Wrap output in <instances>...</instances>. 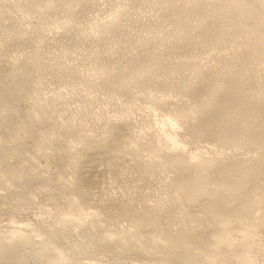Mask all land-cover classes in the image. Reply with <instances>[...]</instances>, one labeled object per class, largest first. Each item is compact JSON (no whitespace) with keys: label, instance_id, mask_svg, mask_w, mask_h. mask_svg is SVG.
<instances>
[{"label":"rangeland","instance_id":"1","mask_svg":"<svg viewBox=\"0 0 264 264\" xmlns=\"http://www.w3.org/2000/svg\"><path fill=\"white\" fill-rule=\"evenodd\" d=\"M167 1L0 0V34L5 36L0 35V239L1 242L6 241L0 244L8 242L6 254V249L15 237L24 235V240H31L28 242L31 245H24L25 242L19 247L15 243L16 238L12 245L15 243L19 250L26 247L27 255L24 248L22 253L19 252L26 257L12 254L18 250L11 245L14 248L12 250L10 247L8 251L17 261L12 257V260L9 257L7 259L5 255V259L1 257L3 260L0 264L14 261L15 264H63L65 260L70 264L74 259L75 264H189L186 259L171 252L170 247L173 246L186 250L197 260L209 258L211 264H264V145H258L261 149L254 147V151L242 143L221 145L220 149V144L213 140L193 138L195 135L190 134L191 131L188 134L186 126L190 130L195 128L197 121L194 122V118L198 119L199 113L197 115L194 110L197 105L191 92L188 95L189 90H182L193 83H200L203 72L208 71L209 67L210 74L217 72L222 59L236 61L234 58L238 59V50L246 47L247 43L236 40L219 47H206L199 43L192 51L190 46H185L187 53L183 48L180 50L177 40H183L184 30L174 28L172 23L179 16L173 12L186 3L176 13L183 12L185 7L189 12L188 5L196 4L192 8L190 6L192 11L198 3L199 8L194 11L203 20L200 6L205 2ZM217 9L218 13L222 11L219 7ZM186 10L180 14L183 17L185 14L184 20L188 21L190 12L187 14ZM218 13L213 14V21L218 19ZM222 13L224 17L226 11ZM213 15L209 18L212 19ZM199 16L196 18L193 13L189 17H195L190 22L192 20L197 24L191 25L194 28L188 27L190 31L200 27L201 18L197 20L200 23H195ZM223 19L226 20L225 17ZM219 21L221 19L216 20L221 25ZM227 23L226 20L222 25ZM167 40L177 42L170 45V42L164 43ZM175 47H179L178 51ZM158 54L164 59L169 57V62L171 57L178 69L174 67L172 71L163 72L155 67L153 70L151 65L147 68H151L154 73L149 75L150 71L145 75L144 72L149 70L141 68L142 64L147 60L149 62L150 58L152 62L154 56L159 57ZM102 56L106 61L109 60L105 62ZM129 63H133L130 64L131 68ZM195 63L205 68L201 70L198 65H193ZM118 64L122 66L121 69ZM125 67L126 70H123ZM127 67L131 71L132 67L137 68L134 69L136 73ZM140 68L145 71L141 70L140 73ZM212 69L215 71L212 72ZM120 71L125 75L119 74ZM124 71L130 72L133 77L130 76L129 80V76L126 78L129 73ZM258 73L254 74L256 78H252V84L257 85V89H263L264 74ZM134 77H138L139 81ZM111 80L112 83L116 81L114 88L115 82L112 84ZM258 80L261 85L255 84ZM181 82L187 84L185 88L178 84ZM244 87L248 90V87ZM244 89L242 93L247 92ZM190 98L195 101H190ZM192 102L196 106L193 109ZM178 106L179 110L189 107L187 110L182 109L181 114L186 111L190 116L184 115L190 121L178 112ZM173 111L180 115H177V119ZM192 120L195 125L189 124ZM97 147L99 150H96ZM90 148L98 152L100 159L95 178L97 185L94 188L98 194L94 190L90 194L86 193L85 184L76 179L72 169L75 161L83 158L89 150L92 151ZM255 148H259L260 152ZM177 153L188 158V165L184 169L193 174L206 173L199 166V160L211 158V155L249 161L262 153L263 156L259 154L257 157H262L263 161L258 169L248 175L240 176L232 170L212 175V183L216 188L236 184L242 186L235 204H220L207 195L195 202L189 200L188 204V200L173 189L180 172L166 160L167 155ZM176 192L180 198L176 197ZM179 202L181 204L176 205ZM186 205L190 207L183 211V207L188 208ZM143 210L146 215L142 216ZM187 210H190V214L186 213ZM147 211L148 214L151 212V215L154 213V216L161 215L163 218L160 216L157 221L158 217L153 219ZM169 216L175 217L174 220ZM165 224L166 228L170 225L168 231L165 229L167 232L164 230ZM184 224L196 230L203 228L206 235L219 232L222 238L214 245H204L198 238L183 235ZM41 245L45 248L39 249ZM35 246H38L37 250L32 249ZM16 255L21 257L20 260ZM66 261L64 264H67Z\"/></svg>","mask_w":264,"mask_h":264},{"label":"bare ground","instance_id":"2","mask_svg":"<svg viewBox=\"0 0 264 264\" xmlns=\"http://www.w3.org/2000/svg\"><path fill=\"white\" fill-rule=\"evenodd\" d=\"M170 1V0H169ZM169 1H167V3H169ZM174 1V0H173ZM176 1V0H175ZM174 1V2H175ZM174 2H170V3H172V4H175ZM196 2V1H195ZM198 2H200V1H198ZM203 2H205V4L203 5L202 3ZM183 3V2H182ZM165 4V3H164ZM171 4V5H172ZM177 4H179V2L177 3ZM195 4V3H194ZM203 6H202V5ZM201 6H200V8L202 7V11H201V13H203V14H201V16H203L204 15V18H203V20H202V18L199 16V14H197L199 17H198V19H196V21H195V23H197L198 21H199V18H201L200 19V21H201V23L200 22H198V23H200V24H198L200 27L196 30V31H190L191 30V28H190V30L188 29V27H190L191 25H197V24H194L193 22H192V20L194 19L195 20V17H193V18H189V17H191V16H193V13H194V16H196V18H197V15L195 14L196 12L194 11V9L195 8H197L198 6H199V4L197 3V7H193L194 9H192V11H194L193 13H192V11L190 10V6H191V8H192V6H196V4L195 5H191V4H189L188 6H189V8H187V9H189V12H190V14H189V12L185 9V8H183L184 10H183V12L186 10V12L185 13H187V14H189V17H188V21H186V20H184V18H186L185 17V14H183L184 15V17L179 13H176L177 12V10L179 9H176V12H173L174 14H176V16L178 15L179 17V19L177 20L176 19V16H175V18H173L174 20H175V22L174 23H172L173 24V26H174V28L175 29H183L184 31V34H183V37H181V38H183V40L182 39H180L179 38V36H178V38L181 40V42H179L180 40H177L176 42H177V44L179 45V47H180V50H181V48H185V46L187 47V46H190V49H191V51L193 50V48L195 47V46H197V44H198V46H199V43H203L202 44V46L205 44L206 45V47H219L220 45H222L223 43L225 44H229L228 42H233V41H236V40H242V41H244V42H246L247 43V46L246 47H244V48H241L240 50H238L239 51V54H237V56L236 57H238V59H236V58H234V60H236V61H225V60H223V62H221V61H219V64L218 65H220L219 66V69H217L216 70V68H215V70L217 71V72H215L214 74H210L209 72V69L211 68V67H209V69H208V71L206 70V71H204L206 74H204V72L203 71H201V73L203 72V74H202V76H203V78H202V80L200 81V79L201 78H199V81H200V83L198 82V84H195V83H193V84H191V82H186V83H188V85L189 84H191V85H189V86H187L188 87V89H187V87L185 88V86L187 85V84H182V82L181 83H178L180 86H181V84H182V87L184 86V88H185V90L184 89H182V87L180 88V89H182L184 92H186V90H189V91H187L188 92V95L190 94L189 92H191V97L193 96V98L196 100H194L193 98H190V101H195L196 102V105H197V107L196 106H194L195 105V103H191L192 104V109L194 108V107H196V109L194 108V110H195V112H196V114L198 115V113H199V118H198V116H197V118L198 119H196L195 120V118H194V122L195 121H197V123H195L194 124V122H193V120H192V122H189V124L190 125H195V128H193L194 129V131H192L193 129H191L190 130V127L188 128V126H186L187 128L186 129H189L188 130V134H189V131H191L190 132V134L191 133H193L192 135H195V136H193V138H201V139H206L205 141H207V139H208V141H214V143L215 142H217L218 144H220V146L219 145H217V147L219 146V148L220 147H222L221 145H229V146H233V144H236V143H238V144H246L247 145V148L249 147L250 149H253L254 147H256V146H262V145H264V92H262L263 91V87H264V85H261V83H259V80H258V82L257 81H255V82H257V83H255V84H260L261 86H263V87H260V88H263V89H257V85H253L252 84V78L254 77V78H256L255 76H254V74L256 73L257 75H259V73L258 72H261L260 74H262V72H263V74H264V0H202V2H201ZM169 5V4H168ZM186 5H187V3H186ZM186 5H184V6H186ZM172 6H174V7H176V6H179V5H172ZM184 6H182V7H184ZM180 7H181V4H180ZM182 7H181V9H182ZM220 8V10L222 9V11L224 12V10L226 11V16H225V14H224V17H225V19L227 20V26L225 27V26H223L222 24H223V22L224 21H226V20H224L223 18V13H222V11H220L219 13L216 11V10H218L217 8ZM199 8V7H198ZM197 8V9H198ZM181 9H179L178 11H180ZM196 9V10H197ZM168 10H170V7L168 8ZM172 10L174 11L175 9H173L172 8ZM171 11V10H170ZM216 11V12H215ZM182 12V13H183ZM199 12H200V10H199ZM170 13V12H169ZM192 13V14H191ZM217 14L218 13V15H220L221 16V18H219L220 16H218V15H216L217 17H218V19L220 20L221 19V21H219V22H221L220 24L222 25H219V24H217V22H216V20H218L217 18H215L216 20H214L213 21V19H214V16L215 15H213V14ZM171 14H172V12H171ZM222 14V15H221ZM180 15L183 17V18H181L180 17ZM191 15V16H190ZM206 15V16H205ZM210 15H213V17H212V19H210L209 18V16ZM173 16V17H174ZM188 16V15H187ZM169 17H171V15L169 16ZM211 17V16H210ZM223 17V18H222ZM227 17V18H226ZM181 18V19H180ZM165 19V18H164ZM172 19V18H171ZM172 19V20H173ZM190 19H192L191 20V22H190ZM222 19L224 20L223 22H222ZM167 20H168V18H167ZM166 20V21H167ZM172 20H170V21H172ZM198 20V21H197ZM165 22V21H164ZM167 23V22H166ZM225 24V23H224ZM167 25V24H166ZM165 25V26H166ZM171 25V24H170ZM169 26V25H168ZM194 26H191V27H193L194 28ZM113 27V26H112ZM172 27V26H171ZM198 27V26H197ZM197 27H195V28H197ZM13 27H11L10 29H12ZM14 28H16L17 29V27H14ZM14 28H13V30H14ZM104 28V27H103ZM118 27H116L115 29H117ZM192 28V29H193ZM107 29V28H106ZM161 29V28H160ZM164 29V28H163ZM168 29V28H167ZM186 29V30H185ZM157 30V29H156ZM159 30V29H158ZM169 30H170V28H169ZM193 30H195V29H193ZM4 31V30H3ZM6 31V30H5ZM11 31V30H10ZM9 31V32H10ZM106 31V30H105ZM171 31H172V29H171ZM174 31V30H173ZM178 31V30H177ZM176 31V32H177ZM15 32V31H14ZM108 32V31H107ZM112 32V31H111ZM111 32H109V33H111ZM119 32V31H118ZM153 32V31H152ZM175 32V31H174ZM182 32V33H183ZM7 34H8V32H6ZM11 33H13V32H11ZM10 33V34H11ZM122 33V32H121ZM160 33V32H159ZM3 34V33H2ZM2 34H0V35H2ZM65 34V33H64ZM112 34V33H111ZM115 34V33H114ZM113 34V35H114ZM117 34V33H116ZM120 34V33H119ZM124 34V33H123ZM155 34V33H154ZM180 34H181V32H180ZM113 35H111V36H113ZM126 35V34H125ZM159 35V34H158ZM163 35V34H162ZM170 35V34H169ZM3 36H4V34H3ZM8 37H9V35H7ZM6 36V38L5 39H7L8 37ZM13 36V35H12ZM118 36V35H117ZM122 36V35H121ZM120 36V37H121ZM127 36V35H126ZM136 36V35H135ZM155 36V35H154ZM165 36H167V35H165ZM182 36V35H181ZM5 37V36H4ZM115 37V36H114ZM148 37H151V36H148ZM175 37V36H174ZM117 38V37H116ZM125 38V37H124ZM135 38V37H134ZM173 38V37H172ZM4 39V40H5ZM120 39V38H119ZM123 39V38H122ZM126 39H127V37H126ZM125 39V40H126ZM129 39H130V36H129ZM151 39V38H150ZM162 39H165V38H162ZM169 39V38H168ZM175 39H176V37H175ZM108 40V39H107ZM106 40V41H107ZM145 40V39H144ZM154 40V39H153ZM174 40V39H173ZM149 41V40H148ZM160 41H161V43H162V40L160 39ZM159 41V42H160ZM175 41V40H174ZM13 42V41H12ZM129 42V41H128ZM157 42H158V40H157ZM164 42V41H163ZM167 42V44H169L168 42H170V41H165L164 43H166ZM176 42H170V45H172L173 43H176ZM15 43V42H14ZM144 43V42H143ZM164 43H163V45H164ZM156 44V43H155ZM166 44V45H167ZM177 44H174V45H177ZM223 44V45H224ZM159 45V44H158ZM165 45V46H166ZM183 46V47H181V46ZM218 45V46H217ZM99 46V45H98ZM167 46H169V45H167ZM171 47V46H170ZM172 47H174V46H172ZM179 47H175L176 48V51H178V48ZM205 47V46H204ZM161 48H162V46H161ZM165 48V47H164ZM163 48V49H164ZM189 48V47H188ZM99 49V48H98ZM97 49V50H98ZM100 49H101V47H100ZM104 49V48H103ZM163 49H161V50H163ZM169 49V51H170V48H168ZM168 49H167V51H168ZM184 50H186V49H184ZM183 50V51H184ZM100 51V50H99ZM104 51V50H103ZM166 51V50H165ZM188 51H190V50H188ZM237 51V52H238ZM100 52H102V51H100ZM140 52V51H139ZM162 52H164V51H162ZM182 52V51H181ZM185 52V51H184ZM140 53H142V52H140ZM157 53V52H156ZM186 53H187V50H186ZM97 54H98V52H97ZM102 54V53H101ZM168 54V53H167ZM170 54V53H169ZM144 55H145V53H144ZM156 55V54H155ZM239 55V56H238ZM107 56V55H106ZM141 56V55H140ZM143 56V55H142ZM151 56H152V54H151ZM150 56V57H151ZM158 56H159V54H158ZM157 56V57H158ZM162 55H160L159 57H161ZM170 56V55H169ZM103 57V56H102ZM110 57V56H109ZM144 57V56H143ZM143 57H141V58H143ZM146 57V56H145ZM144 57V58H145ZM147 57H149L148 55H147ZM154 57H155V59H154ZM153 57V59H152V62L150 61L151 60V58L149 59V62H147L148 60H147V58H145L147 61L145 62V63H141L142 62V60H144V59H139V60H141V62L139 63L138 62V64H142L143 65V67H141V68H146V70H149L148 72L146 71V72H144L145 70L144 69H141L140 68V73L143 71L144 72V74L146 75L147 73H149L152 69L151 68H153V67H155V69H157L158 71H166L167 70V72H169V70L170 71H172V70H176V69H178V68H176V64H175V62H174V60H172L171 61V57H170V62H169V57H168V59H164V58H162V57H164V56H162L161 58H156V56H154ZM111 58V57H110ZM139 58V57H138ZM224 58V57H223ZM103 59H104V57H103ZM107 59V58H106ZM165 61H164V60ZM218 59V58H217ZM216 59V61H218ZM219 59H220V57H219ZM225 59V58H224ZM231 59V58H230ZM105 60V59H104ZM109 59H107V61H108ZM130 60V59H129ZM138 60V61H139ZM166 60H168V61H166ZM227 60H229V58H227ZM106 60H105V62H107ZM137 61V60H136ZM145 61V60H144ZM111 62V61H110ZM112 62H113V60H112ZM111 62V63H112ZM215 62V61H214ZM221 62V63H220ZM103 63V62H102ZM109 63V62H108ZM177 63V62H176ZM218 63V62H217ZM104 64V63H103ZM131 63H129V67L131 68V65L133 64H131ZM214 64H216V63H214ZM113 64H111V66H112ZM118 65H120V64H118ZM117 65V66H118ZM125 65H127L126 63H125ZM135 65V64H134ZM152 65V66H151ZM193 65H198V67H200V69L202 68L199 64H193ZM193 65H192V67H193ZM92 66V65H91ZM104 66V65H103ZM107 66V65H106ZM109 66V65H108ZM121 66V65H120ZM149 66H151V68L150 69H148L149 68ZM179 66V64L177 63V67ZM129 67H127L128 69H129ZM135 67H139V65L137 66V65H135ZM135 67H132V69L134 70V69H137V68H135ZM148 67V68H147ZM175 67V68H174ZM197 67V68H198ZM215 67H217L218 68V66L216 65ZM85 68H87V67H85ZM101 68V67H100ZM99 68V69H100ZM107 68V67H106ZM122 68V66L120 67V69ZM174 68V69H173ZM195 68V67H194ZM197 68H196V70H197ZM205 68V67H204ZM204 68H202V69H204ZM213 68V67H212ZM88 69V68H87ZM91 69V68H90ZM110 69V68H109ZM108 69V70H109ZM119 69V70H120ZM172 69V70H171ZM201 69V70H202ZM214 69V68H213ZM211 70L212 72H214L215 70ZM100 70H102V68L100 69ZM107 70V69H106ZM123 70H126V67H125V69H123ZM130 70V69H129ZM133 70L131 71V72H133ZM142 70V71H141ZM153 70H154V68H153ZM157 70H156V73H158L157 72ZM103 71V70H102ZM138 71V70H137ZM106 72V71H105ZM109 72V71H108ZM117 72V71H116ZM121 72V71H120ZM123 72V71H122ZM122 72L121 73H119V74H122ZM129 73V75L127 74L126 75V78H127V76H129V80H130V76H132L133 77V75H130V72H127V71H124V73ZM198 72H199V70H198ZM110 73V72H109ZM109 73H106V74H109ZM134 73H136V71L134 70ZM153 73H154V71H153ZM152 73V71H151V73H149V75L150 74H153ZM197 73V72H196ZM201 73H199V76L201 77ZM113 74V73H112ZM114 74H116V73H114ZM117 74H118V72H117ZM143 74V75H144ZM262 74V75H263ZM111 74H109L108 76H110ZM123 75V74H122ZM125 75V74H124ZM123 75V76H124ZM138 74H136V76H137ZM144 75V76H145ZM148 75V74H147ZM107 76V75H106ZM140 76V75H139ZM261 76V75H260ZM114 77H117L116 75H114ZM120 77H121V75H120ZM131 77V79H133ZM141 77V76H140ZM139 77V78H140ZM148 77V76H147ZM147 77H145V78H147ZM190 77V76H189ZM71 78V77H70ZM106 78V77H105ZM111 78H113L112 77V75H111ZM123 78H125V77H123ZM136 80L138 79V77L136 78V77H134ZM143 78V77H142ZM193 78V77H192ZM195 78H197L196 76H195ZM253 78V79H254ZM261 78L262 77H260V81H261ZM264 78V77H263ZM79 79V78H78ZM81 79H82V77H81ZM85 79V78H84ZM107 79H108V77H107ZM113 79H115V78H113ZM119 79H122V78H119ZM118 79V80H119ZM134 79V80H135ZM148 79V78H147ZM194 79V78H193ZM198 79V78H197ZM259 79V78H258ZM77 80V79H76ZM116 80H117V78H116ZM255 80H257V79H255ZM72 81H74V79L72 80ZM77 81H79V80H77ZM83 81V80H82ZM92 81H94V80H92ZM91 81V82H92ZM101 81H103V79L101 80ZM123 81H125L124 79H123ZM138 81H139V79H138ZM190 81H192V80H190ZM197 81V80H196ZM254 81V80H253ZM264 81V80H263ZM262 81V83H264ZM89 82V81H88ZM95 82H97V81H95ZM109 82V81H108ZM115 82V84H113ZM113 83H112V80H111V83L113 84V88H114V85L116 86V81H114ZM120 82H121V80H120ZM126 82V81H125ZM124 82V83H125ZM137 82V81H136ZM142 82V81H141ZM140 82V83H141ZM145 82V81H144ZM192 82H195L194 80L192 81ZM83 83V82H82ZM82 83H81V85H82ZM85 83H87V82H85ZM92 83H94V82H92ZM118 83V82H117ZM139 83V82H138ZM184 83H185V81H184ZM197 83V82H196ZM77 84V83H76ZM99 84H101V83H99ZM98 84V85H99ZM109 84V83H108ZM112 84H109V85H112ZM137 84V83H136ZM177 84V85H178ZM75 85V84H74ZM79 85H80V83H79ZM92 85V84H91ZM97 85V86H98ZM102 85H103V82H102ZM107 85V84H106ZM141 85V84H140ZM93 86V85H92ZM96 86V87H97ZM101 86V85H100ZM123 86V85H122ZM179 86V87H180ZM244 86H246V87H248V90L244 87ZM94 87V86H93ZM92 87V88H93ZM99 87V86H98ZM106 87V86H105ZM111 87V86H110ZM121 87V86H120ZM116 88V87H115ZM118 88V87H117ZM122 88V87H121ZM242 88L246 91L247 90V92H249L250 91V89L252 90V92L250 93H248V94H244V93H247V92H244V93H242L241 91H243L242 90ZM95 89V88H94ZM97 89V88H96ZM102 90L104 89V88H101ZM107 89H109V87H107ZM120 89V88H119ZM179 89V88H178ZM180 89L178 90V91H180ZM114 89H112L111 91H113ZM177 90V89H176ZM261 90V91H260ZM116 91V90H115ZM118 91V90H117ZM126 91V90H125ZM183 91H181L182 93H184ZM119 92V91H118ZM117 93V92H116ZM121 93H122V91H121ZM111 94V93H110ZM187 94V93H186ZM193 99V100H192ZM183 104V103H182ZM181 104V105H182ZM194 104V105H193ZM185 105V104H184ZM183 105V106H184ZM179 106H180V104H179ZM178 106V107H179ZM194 106V107H193ZM182 107V106H181ZM177 108V107H176ZM184 108V107H183ZM183 108H181V110L183 109ZM189 108V107H188ZM187 108V106L185 107V109H183V110H187L188 109ZM180 109V107L178 108V110ZM197 109H198V111H197ZM173 110V109H172ZM174 110H176L175 108H174ZM181 110H179L178 112L181 114ZM193 110V111H194ZM173 112H175V111H173ZM183 113V115H184V113H186L185 115H187L188 113L185 111H182ZM188 112H189V110H188ZM194 112V113H195ZM198 112V113H197ZM176 113L177 112H175V115L174 116H176V119L178 118L177 117V115H179V114H177L176 115ZM181 114V115H182ZM196 114H195V117H196ZM185 115H184V117H185ZM189 115V114H188ZM180 116V115H179ZM190 116V115H189ZM188 117V116H187ZM182 118H183V116H182ZM189 118V117H188ZM188 118H184L185 120L186 119H188ZM180 119H181V117H180ZM184 119L182 120V121H184ZM190 119V118H189ZM188 119V120H189ZM191 120V119H190ZM189 120V121H190ZM185 123H186V121H185ZM187 125H188V123H186ZM192 128V127H191ZM76 129V128H75ZM101 129V128H100ZM107 130V129H106ZM195 130H196V132H195ZM103 131H105V130H103ZM187 131V130H186ZM76 134V133H75ZM83 134V133H82ZM110 134V133H109ZM77 135V134H76ZM76 135H75V137H76ZM84 135H85V133H84ZM101 135H102V133H101ZM83 136V135H82ZM103 136V135H102ZM188 136V135H187ZM78 137V136H77ZM101 137V136H100ZM190 137V141H192L191 140V135L189 136ZM86 138V137H85ZM89 138V137H88ZM111 138V137H110ZM188 138V137H187ZM195 138V139H196ZM102 139V138H101ZM109 139V138H108ZM108 139H106V140H108ZM194 139V140H195ZM87 140V139H86ZM89 140V139H88ZM103 140V139H102ZM110 140V139H109ZM197 140H199V141H202V140H200V139H197ZM90 141V140H89ZM110 142V141H109ZM108 142V143H109ZM86 143V142H85ZM104 142H102V144H103ZM90 144V143H89ZM88 144V145H89ZM97 144V143H96ZM107 144V143H106ZM152 144V143H151ZM94 145V144H93ZM153 145V144H152ZM99 148H101L100 146H99V144L97 145ZM258 146V147H259ZM89 147V146H88ZM98 147L96 148V150L98 149ZM181 147V146H180ZM224 147V146H223ZM226 147V146H225ZM95 148V147H94ZM257 148V147H256ZM256 148H255V150H256ZM260 148V147H259ZM258 148V149H259ZM91 149V148H90ZM93 149V148H92ZM91 149V150H92ZM221 149V148H220ZM258 149L256 150L257 152H260V150L258 151ZM261 149V148H260ZM264 149V148H263ZM96 150H92V151H90L89 150V152L83 157V158H81V159H79V160H77V161H75L74 163H73V172L75 173V175H76V179H79V180H82V182H83V185L85 184V188H86V190H85V192L86 193H88V194H90L93 190L94 191H96L95 193L96 194H98L97 192V190H95L94 188H95V186L97 185V181L95 182V178L97 177L96 175H97V171L99 170L98 169V162L100 161V159H98V152L96 151ZM99 150V149H98ZM253 151H254V149H253ZM255 151V152H256ZM261 152L263 153V151L261 150ZM261 153V154H262ZM257 154V153H256ZM260 154V153H259ZM257 155V156H260V155ZM213 155H211V158H206L205 157V159H198L199 160V166L201 167V168H204L205 170H206V173L205 174H193L192 172H190V171H188V170H185L184 168H186V166L188 165V162H187V159L188 158H186V156H184V155H182L181 153H177V154H171V155H167L166 156V160L169 162V163H171L172 165H174L175 167H177L178 168V170H179V172H180V175H179V177H178V179H176L175 180V182H174V190H176L177 192H179L180 193V195H181V197H184L185 198V200H188V204L190 203V202H195V201H197L201 196H203V195H207V196H212L213 198H215L220 204H230V203H233V204H235V201L237 200V197H238V195L241 193V191H242V186L241 185H238V184H236V185H232V186H225V187H222V188H216V187H214L213 186V183H212V175L214 174V173H219V174H222L223 173V171H225V170H232L234 173H236L237 175H240V176H244V175H248V174H251V173H253L256 169H258L259 167H260V165H261V163H262V157H260V158H258L257 156L256 157H254L253 159H251V160H249V161H246V160H241V159H231V158H225L224 159V156L223 155H218L219 157H217L216 155H214L215 157H212ZM261 156H263V155H261ZM100 157V156H99ZM102 158V157H101ZM226 159H228V160H226ZM263 159H264V156H263ZM99 160V161H98ZM102 165V164H101ZM102 168V167H101ZM104 169V168H103ZM104 171V170H103ZM106 171V170H105ZM135 172H137V171H135ZM101 173H102V171H101ZM141 173V172H140ZM138 174V173H137ZM101 175V174H100ZM140 175V174H139ZM143 175H145L144 173H143ZM131 176V175H130ZM130 176H128V177H130ZM133 176V175H132ZM141 176H142V173H141ZM109 177V176H108ZM126 177V176H125ZM139 177V176H138ZM146 177V176H145ZM106 179V178H105ZM104 179V180H105ZM109 179H110V177H109ZM123 179V178H122ZM128 180H129V178H127ZM126 179V180H127ZM131 179V178H130ZM143 179V178H142ZM145 179V178H144ZM144 179H143V181H144ZM108 180V179H107ZM125 180V179H124ZM125 180V181H126ZM137 180V179H136ZM141 180V179H140ZM146 180V179H145ZM124 181V182H125ZM132 182V181H131ZM141 182V181H140ZM146 182H148V181H146ZM129 183V182H128ZM134 183V182H133ZM132 183V184H133ZM143 183V182H142ZM100 184H101V182H100ZM126 184V183H125ZM135 184V183H134ZM137 185V184H136ZM134 186V185H133ZM143 186V185H142ZM142 186H140V187H142ZM78 187V186H77ZM81 187V186H80ZM79 187V188H80ZM130 187V186H129ZM83 188H84V186H83ZM96 188H98V187H96ZM82 189V188H81ZM99 190V189H98ZM83 191V190H82ZM84 191H83V193H85ZM128 192V191H127ZM176 192V193H177ZM85 193V194H86ZM172 193H173V191H172ZM179 193H177V195L179 194ZM88 194H86V195H88ZM92 195H94V194H92ZM91 195V196H92ZM101 197V196H100ZM176 197H179L180 198V196L178 195V196H176ZM175 197V198H176ZM98 197H96V199H97ZM163 199V198H162ZM98 200V199H97ZM101 200V199H100ZM118 199H116L115 201H117ZM158 200V199H157ZM177 200V199H176ZM185 200L183 201V200H180V201H183L182 203H184L185 202ZM189 200H190V202H189ZM192 200V201H191ZM175 201V200H174ZM101 202V201H100ZM147 202V201H146ZM160 202H161V200H160ZM159 202V203H160ZM167 202V201H166ZM165 202V203H166ZM159 203H157V204H159ZM176 203V202H175ZM186 203H187V201H186ZM117 204H119V203H117ZM163 204V203H162ZM161 204V205H162ZM178 204H181L180 202L179 203H177L176 205H178ZM187 204V205H188ZM166 205V204H165ZM186 205V207H188V208H184L183 206H185V204L182 206L183 208H182V210L183 211H185L186 209H189V207L190 206H187ZM191 205V204H190ZM113 206V205H112ZM117 206V205H116ZM146 206V205H145ZM157 206V205H156ZM164 206V205H163ZM169 206H170V203H169ZM118 207V206H117ZM116 207V208H117ZM158 207V206H157ZM166 207V206H165ZM174 207V206H173ZM145 208H147V207H145ZM150 208H152V207H150ZM154 208H156V207H154ZM160 208H162V206L160 207ZM180 207H178V209H179ZM143 209V208H142ZM156 209H158V208H156ZM168 209L170 210L171 208L170 207H168ZM241 210H242V208H240ZM164 210V209H163ZM165 210H167V209H165ZM176 211H177V209H175ZM175 210H174V213H177V212H175ZM149 211V210H148ZM147 211V214L149 213ZM152 212L154 211L153 209L151 210ZM161 211V210H160ZM168 211V210H167ZM180 211L181 210H179L178 212H179V214H180ZM190 212V210H187V212L186 213H189ZM144 213H146V212H144V210H143V212L141 213L142 214V216L143 215H146V214H144ZM158 213V212H157ZM156 213V214H157ZM167 213V212H166ZM171 213V212H170ZM174 213H171V214H174ZM154 213H152V215H151V212H150V214H148L149 216H153L152 218L153 219H155V217L157 216H154L153 215ZM182 215L184 214V213H181ZM190 214V213H189ZM140 215V214H139ZM159 215V214H158ZM170 215V214H169ZM176 215V214H175ZM141 216V215H140ZM160 216L161 215H159V217H158V220L157 221H159L160 220ZM166 216V215H165ZM177 216V215H176ZM179 216V215H178ZM186 216V215H185ZM188 216V215H187ZM139 217V216H138ZM146 217V216H145ZM144 217V218H145ZM156 217V218H157ZM170 217V216H169ZM181 218H183L182 216H180ZM143 218V217H142ZM161 218H163V216H161ZM173 219V218H175V217H170V219ZM188 218V217H187ZM139 219V218H138ZM142 220V219H141ZM161 220H163V219H161ZM174 220V219H173ZM141 222V221H140ZM167 224V223H166ZM166 224H165V227H164V230L165 229H167V231H168V229H170L169 227H170V225H169V227L168 228H166ZM168 226V225H167ZM163 230V232L165 233V231ZM166 231V232H167ZM169 232H170V230H169ZM182 233H183V235L185 236V237H188V238H198V239H200L201 241H202V243L204 244V245H207V246H210V245H214V244H216L221 238H222V235H221V233H219V232H211V233H209V234H205V230L203 229V228H200L199 230H196V229H193L189 224H184L183 225V227H182ZM166 234V233H165ZM164 234V235H165ZM168 234V233H167ZM166 234V235H167ZM165 235V236H166ZM169 235V234H168ZM20 236H22V239H19V238H21ZM19 237L17 236V237H15L14 238V240H13V242H15V239L16 238H18L16 241L17 242H15L17 245H19V247H21V245H23L25 242H26V244H24V245H31V243L30 244H28V242L30 241L31 242V240H28L29 238H26L27 240H28V242L26 241V240H24L25 239V237H23L24 235H20ZM24 238V239H23ZM33 239V238H32ZM0 242H1V239H0ZM2 242H6V241H3L2 240ZM1 242V243H2ZM12 242V243H13ZM33 242V241H32ZM36 242V241H35ZM35 242H33V243H35ZM8 243V242H7ZM7 243H3V244H0V246H3V245H5V246H3V247H0V263H2V256H3V258L5 259V257L8 259V257L11 259V257L13 258V256H11L10 255V251H8V248L9 249H11L12 248V250H13V248L15 247V243L13 244L14 245V247H11V245H12V243L10 244V247H8L6 250V254H5V248L7 247V246H9V245H7ZM37 243V242H36ZM39 243H41V242H39ZM151 243V242H150ZM42 244V243H41ZM7 245V246H6ZM12 245V246H13ZM16 245V247H17V250L18 251H16V252H14V253H12V254H14L15 255V253L16 254H18V255H22V257L24 256V254H19V252H21L22 253V249L24 248V253L25 252H27V251H25V249H26V247H24L23 246V248H21L20 250H19V248H18V246ZM34 245H36V244H33V246ZM37 245H39L38 243H37ZM151 245V244H150ZM153 245V244H152ZM47 246V245H46ZM16 247H15V249H16ZM36 247H38V246H35V248H32V249H36L37 250V248ZM41 247H43V248H45L44 246H40V247H38L39 249H41ZM29 248H31V247H27V249H29ZM42 248V249H43ZM22 250V251H21ZM44 250V249H43ZM43 250H41V251H43ZM48 250H49V248H48ZM170 250H171V252H173L174 254H176L177 256H179V257H181V258H184V259H186L188 262H189V264H211V262H210V259L209 258H205V259H203V260H197L196 258H194L189 252H187L186 250H183V249H180V248H176V247H170ZM39 251V250H38ZM46 251V250H45ZM8 252V253H7ZM12 252V251H11ZM32 251H31V249L29 250V253H31ZM40 252V251H39ZM28 253V254H29ZM42 253V252H41ZM48 253H49V251H48ZM26 254V253H25ZM47 254V253H46ZM6 255V256H5ZM18 255H16L17 256V258H19L18 257ZM27 255V254H26ZM50 255H51V253H50ZM53 255V254H52ZM51 255V256H52ZM5 256V257H4ZM57 256V255H56ZM59 256V255H58ZM26 257V256H25ZM25 257H23V258H25ZM49 257V256H48ZM62 257V256H61ZM21 258V257H20ZM20 258H19V260H20ZM64 258V257H63ZM66 258V257H65ZM6 259V260H7ZM10 259H9V261H10ZM15 261H17V259H15V258H13ZM50 259V258H49ZM54 259V258H53ZM58 259V258H57ZM12 260V259H11ZM25 260V259H24ZM23 260V261H24ZM60 260V259H59ZM73 260V259H72ZM71 260V261H72ZM8 261V263H10ZM14 261V262H15ZM52 261V260H51ZM66 261V260H65ZM65 261H64V263H65ZM68 261H70V260H68ZM74 261H76V259H74L73 260V262ZM7 262V261H6ZM13 262V263H14ZM53 262H54V260H53ZM71 263L70 262V264H75V263ZM3 263H5V262H3ZM13 263H10V264H13ZM19 263V262H18ZM23 263V262H22ZM57 263V262H56ZM63 263V264H64ZM66 263H67V261H66ZM78 263H79V261H78ZM6 264V263H5ZM15 264V263H14ZM17 264V263H16ZM21 264V263H20ZM24 264V263H23ZM68 264V263H67ZM77 264V263H76ZM85 264H87V263H85Z\"/></svg>","mask_w":264,"mask_h":264}]
</instances>
